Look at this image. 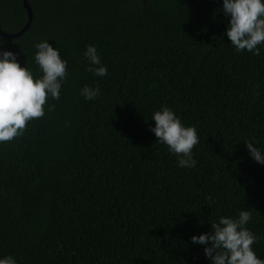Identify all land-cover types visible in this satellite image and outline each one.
I'll return each mask as SVG.
<instances>
[{
    "label": "trees",
    "instance_id": "16d2710c",
    "mask_svg": "<svg viewBox=\"0 0 264 264\" xmlns=\"http://www.w3.org/2000/svg\"><path fill=\"white\" fill-rule=\"evenodd\" d=\"M34 19L3 50L35 72L50 39L68 61L55 109L0 144V256L19 264H211L193 235L221 216L253 215L264 259V48L237 53L223 0H29ZM7 34L29 23L25 0H0ZM57 43V45H56ZM98 47L109 75L86 71ZM85 85L101 95L86 101ZM167 106L200 143L182 168L150 131Z\"/></svg>",
    "mask_w": 264,
    "mask_h": 264
},
{
    "label": "clouds",
    "instance_id": "9594fccd",
    "mask_svg": "<svg viewBox=\"0 0 264 264\" xmlns=\"http://www.w3.org/2000/svg\"><path fill=\"white\" fill-rule=\"evenodd\" d=\"M222 11L230 17L225 34L234 50L260 56L264 48V0H223ZM5 43L0 38V49H4ZM33 47L38 66L35 72L28 63L21 66L17 53L0 51V144L23 136L32 121L45 117L46 111H53L55 105L50 102L61 99L68 81V61L62 58L58 45L54 47L50 39H45ZM84 59L86 71L100 78L109 75L96 45L86 47ZM80 95L86 101H93L101 95V89L85 85ZM150 121L155 122L150 131L158 143L166 145L177 157L178 166L196 167L193 150L200 143L197 128L185 125L167 106L155 111ZM244 142L250 156L264 165V145L253 140ZM252 220L250 210H240L236 217L221 216L210 223L211 232L193 235L191 242L205 246L204 254L211 264H264L253 247L261 238L248 227ZM0 264H19V261L15 255L7 254L0 256Z\"/></svg>",
    "mask_w": 264,
    "mask_h": 264
},
{
    "label": "water",
    "instance_id": "95a60500",
    "mask_svg": "<svg viewBox=\"0 0 264 264\" xmlns=\"http://www.w3.org/2000/svg\"><path fill=\"white\" fill-rule=\"evenodd\" d=\"M25 7L29 12V23L28 25L24 28V30H22L20 33L18 34H7L6 32L3 31L2 29V25L0 22V37L4 38V39H8V40H14V39H19L22 36H24L27 31L31 28V25L33 23V19H34V14H33V9L29 4V0H25Z\"/></svg>",
    "mask_w": 264,
    "mask_h": 264
}]
</instances>
